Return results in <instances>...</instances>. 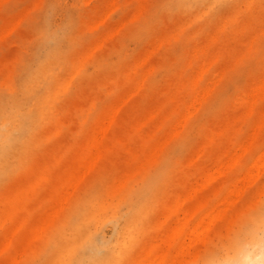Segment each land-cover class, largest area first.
<instances>
[{
    "label": "rangeland",
    "instance_id": "rangeland-1",
    "mask_svg": "<svg viewBox=\"0 0 264 264\" xmlns=\"http://www.w3.org/2000/svg\"><path fill=\"white\" fill-rule=\"evenodd\" d=\"M261 77L264 0H1L0 264H145L156 254L171 264L182 239L174 220L216 208L234 184L243 192L229 195L226 215L205 243L194 241L187 264H207L244 242L264 212V166L246 170L264 149ZM100 120L110 121L107 130L101 122L104 134ZM245 171L258 176L253 183ZM57 198L64 207H53Z\"/></svg>",
    "mask_w": 264,
    "mask_h": 264
},
{
    "label": "bare ground",
    "instance_id": "bare-ground-1",
    "mask_svg": "<svg viewBox=\"0 0 264 264\" xmlns=\"http://www.w3.org/2000/svg\"><path fill=\"white\" fill-rule=\"evenodd\" d=\"M0 1H1V0H0ZM116 2H117V1H116ZM249 2H250V1H249ZM113 3H114V0H113ZM118 4H119V3H118ZM143 4H144V3H143ZM113 5H114V4H113ZM115 6H116V5H115ZM118 6H119V5H118ZM244 7H245V6H244ZM26 8H27V7H26ZM111 8H112V7H111ZM114 9H115V8H114ZM141 10H142V8H141ZM1 11H3V9H2ZM110 11H111V10H110ZM5 12H6V11H5ZM106 12H107V11H106ZM108 12H109V9H108ZM141 12H142V11H141ZM6 13H7V12H6ZM22 13H23V12H21L20 14H22ZM16 14H17V13H16ZM106 14H107V13H106ZM106 14H105V16H106ZM22 15H23V14H22ZM107 15H108V14H107ZM103 16H104V15H103ZM105 16H104V17H105ZM137 16H138V15H137ZM18 17H22V16L18 14ZM18 17H16V18H18ZM106 17H107V16H106ZM106 17H105V18H106ZM82 18H83V17H82ZM102 19H104V18H102ZM126 19H127V18H126ZM13 20H14V19H13ZM16 20L19 21L20 19H16ZM83 20H84V19H83ZM123 20H124V19H123ZM11 21H12V20H11ZM96 21H98V20H96ZM99 22H100V20H99ZM99 22H98V23H99ZM101 22H103V21H101ZM12 23H14V22H12ZM96 23H97V22H96ZM116 23H117V22H116ZM16 24H17V23H16ZM80 24L82 25V23H80ZM120 24H121V23H120ZM117 25H119V24H117ZM122 25H124V23H123ZM14 26H15V25H14ZM96 26H97V24H96ZM116 27H118V26H116ZM119 27H120V26H119ZM119 27H118V28H119ZM4 30H5V29H4V27H3L2 32H3ZM8 30H9V29H8ZM116 31H118V29H117ZM9 32H10V31H9ZM112 36H113V35H112ZM159 37H160V36H159ZM99 40L102 41L103 39L100 38ZM99 43L101 44L102 42H99ZM155 44H156V43H155ZM155 44H154V45H155ZM92 45H93V44H92ZM92 45H91V47L94 46V45H93V46H92ZM100 46H101V45H100ZM251 46H252V45H251ZM196 47H197V46H196ZM94 49H95V48H94ZM94 49H93V50H94ZM154 49H155V48H154ZM146 51H147V50H146ZM149 52H150V51H149ZM149 52H148V53H149ZM153 52H154V51H153ZM184 52H187V51H184ZM193 52L196 53L197 51H196V52L193 51ZM90 54H91V53H90ZM141 55H142V54H141ZM146 55L148 56V54H146ZM90 56H91V55H90ZM147 56H146V57H147ZM140 57H142V56H140ZM147 58H148V57H147ZM147 58H146V59H147ZM188 58H190V57H188ZM211 58H212V57H211ZM146 59H145V60H146ZM145 60H144L143 62H145ZM204 62H205V61H204ZM204 62H203V63H204ZM203 63H201V64L203 65ZM205 63H206V62H205ZM140 64H141V63H140ZM206 64H207V63H206ZM202 65H201V66H202ZM204 65H205V64H204ZM204 65H203V66H204ZM209 65H210V64H209ZM205 67H206V66H205ZM207 68H208V67H207ZM195 69H196V68H195ZM199 69H202V67H199ZM199 69H198V70H199ZM78 71H79V70H78ZM200 71H202V70H200ZM152 72H153V71H152ZM73 73H74V72H73ZM215 73H217V72L215 71ZM215 73H214V74H215ZM218 73H220V71H219ZM74 74H75V73H74ZM74 74H72V76H74ZM201 74H202V72L200 73V75H201ZM220 74H222V72H221ZM195 75H196V74H195ZM215 75H216V74H215ZM213 76H214V75H213ZM217 76H218V74H217L215 77H217ZM196 77H197V76H196ZM196 77H194V78H196ZM210 77H211V76H210ZM220 77H221V75H220ZM220 77H219V79H220ZM68 78H69V77H68ZM68 78H67V79H68ZM71 78H72V77H70L69 80H70ZM261 78H262V77H261ZM200 79H201V77H199L198 79H196V81H194V82H195V85H197V84L200 82ZM211 79H212V78H211ZM214 79H215V78H214ZM262 79H264V77H263ZM142 81H143V80H142ZM142 81H141V82H142ZM209 81H211V80H209ZM68 82H69V81H68ZM213 82H214V81H213ZM207 83H208V82H207ZM210 83H211V84H210ZM210 83H208V84L212 85V87H213V85H215V84H213L212 82H210ZM214 83H215V82H214ZM254 83H257V82H254ZM262 83L264 84V80H262ZM68 84H69V83H68ZM141 85H142V83L140 84V86H141ZM208 87H209V85H208ZM132 88H133V89L129 90L130 92L128 91L129 93H127V94L130 95V93L134 91V87H132ZM138 89H139V88H138ZM207 89H209V88H207ZM207 89H206V91H207ZM210 89H212L211 86H210ZM204 90H205V88H201V89H200V92H201V93L197 91V95H199V96L204 95V94H202V93L204 92ZM249 91H250V90H249ZM208 92H210V91L208 90ZM127 94H125L124 97H128V96H126ZM207 94H209V93L206 92L205 95H207ZM130 96H131V95H130ZM199 96H198V98H195L196 95H195V97H194V98L196 99V103H198V104H199V102L201 101L200 98L202 97V96H201V97H199ZM253 96L255 97V95H253ZM253 96H252V97H253ZM115 98H116V97H115ZM118 98H119V97H118ZM128 98H129V97H128ZM194 98H193L192 100H195ZM249 98H250V97H249ZM198 99L200 100L199 102H198ZM118 100H120L121 102L123 101V103H124V101H126V99L123 98V96H122V99L120 98V99H117L116 101H118ZM192 100H190V101H192ZM116 101H114V102H116ZM254 101H255V99H254ZM254 101H252V102H254ZM118 102H119V101H118ZM118 102L115 104L116 106H119V105H117V104H119ZM121 102H120V105L122 104ZM194 102H195V101H194ZM194 102H189V106H191V107H192V105L195 106V107H192V109L196 108V106L198 107V105L193 104ZM252 102H250V104H251ZM190 103H191V104H190ZM61 104H62V103H61ZM115 105L112 106V107L114 108V110H115V111L112 110V111H114V114L117 112L118 108L120 107V106H119V107L115 108V107H116ZM252 105H253V104H251V106H252ZM189 106H186L187 110H188V107H189ZM112 107H111L110 109H113ZM186 108H185V110H186ZM189 108H190V107H189ZM110 109H109V110H110ZM246 109H247V108H246ZM187 110H186V112H185V111L182 112V114H181L182 117H184L186 113L188 114V111H189V110H188V111H187ZM190 110H191V109H190ZM112 111H111V112H112ZM152 111H153V110H152ZM193 111H196V109L193 110ZM193 111H191V112H193ZM250 111H251V108H250ZM107 112L110 113V111H108V110H107ZM184 112H185V114H184ZM189 112H190V111H189ZM183 114H184V115H183ZM190 114H191V113H190ZM110 115H111V113H110ZM110 115H109V116H110ZM116 115H117V114H116ZM148 115H149V113H148ZM102 116H103V115H102ZM105 116H108V114L105 115ZM109 116L106 117L107 120L110 119ZM114 116H115V115H114ZM114 116H113V112H112V116H110V117H113V118H114ZM145 116H146V115H145ZM181 116L178 118L179 120H178V119L176 120V122L179 121V123H181V122L184 123V121H185L184 119L187 118V117L181 119ZM188 116H189V114H188ZM111 119H112V118H111ZM180 119H181V121H180ZM102 120H104V119H102ZM107 120H106V122H107ZM183 120H184V121H183ZM98 121H99V119H98ZM104 121H105V120H104ZM111 121H112V120H111ZM101 122L103 123V121L100 120V125H99V123H98V125H99L100 128L96 127V130H97V128H98V129H100V131L102 130L101 132L104 134L105 131H103V129H101V127H102V125H101L102 123H101ZM106 122L103 123V125H104L103 127L105 128L104 130H107V126H105V125H107V124L109 125V122H110V121H108L107 124H106ZM256 123H257V122H256ZM256 123H255V124H256ZM176 124L178 125V127L176 126ZM176 124H175L176 127L173 125L174 127H171V129L179 128V124H178V123H176ZM261 124H262V122H261ZM180 125H181V124H180ZM182 125H183V124H182ZM182 125H181V126H182ZM181 126H180V127H181ZM103 127H102V128H103ZM257 127H258V126H255V129H253L254 132H255V130H256ZM259 127H260V125H259ZM96 130H95V132H96ZM176 130H177V129H176ZM176 130H175V131H176ZM178 130H180V129H178ZM100 131H97V135H98V133H99ZM251 131H252V130H251ZM177 132H179V131H177ZM177 132H173V133L178 134ZM254 132H253V133H254ZM257 132H258V131H257ZM102 133L100 134V136L98 135L99 137L97 136L98 138H96V135H95V138H93V142L95 143V147H98L97 149H100V148L102 147V145H103V135H102ZM169 133H170V132H169ZM173 133H172V135H173ZM253 133H252V134H253ZM167 135H168V134H166V137H168ZM172 137H173V136H172ZM252 137H253V136H252ZM160 139H162V138H160ZM166 139H167V138H166ZM247 139H248V138H247ZM89 140H90V139H89ZM242 140H243V139H242ZM248 140H250V138H249ZM252 140H253V138L250 140V142H251ZM246 141H247V140H245V144H246ZM167 142H168V141H167ZM241 142H242V141H241ZM243 142H244V141H243ZM163 144H164V142L162 143V146H163ZM245 144H243V143H242V144H239L240 147H241V149H242V146L245 145ZM249 144H250V143H249ZM81 145H82V144H81ZM160 145H161V144H160ZM83 146H84V145H83ZM155 146H156V145H155ZM158 146H159V144H157V146H156V151H155V149H154V151L157 152V153H158V150H157ZM78 147H79V146H78ZM236 147H237V146H236ZM243 147H244V146H243ZM245 147H246V146H245ZM245 147L243 148V150H246ZM247 147H248V146H247ZM79 148H80V147H79ZM160 148H161V147H160ZM162 148H163V147H162ZM162 148H161V149H162ZM237 148H238V149H236V150H238V153L240 154V153H241V152H240L241 149H239V147H237ZM248 148H249V147H248ZM199 149H200V148H199ZM236 150H233V151H234V153L232 152V153H233V156L235 155V152L237 153ZM239 150H240V151H239ZM263 150H264V149H263ZM263 150H262V152H264ZM99 151H100V150H99ZM154 151L152 150V154L154 153ZM199 151H200V150H199ZM94 152H96V156L94 155V154H95ZM94 152H92V153H94L93 155L95 156V158H97L98 155H101V154L98 153V151H95V150H94ZM262 152L257 156V158L259 157V160L255 157L256 160L254 159L255 161L252 162V165L249 164V166L247 167L248 169H246V170H248L249 172H251V171L254 169V171H252V172H254V174H255V170H257V169H255L254 166H256V165H257L256 167L264 166V164H263L264 162H262L263 165L259 162V161L262 160V159L264 160V158H263V156H262V154H263ZM92 153H91V155H90L91 159L88 157V158H87V162H88V163H91V164H92V167H93V164L95 163V160H94L95 158H92V157H94V156L92 155ZM97 153H98V154H97ZM232 153H231V155H230V158H229V156L227 157V158H229V160L231 159V160H230L231 162H232V160H233V161H236V160L232 159V157H233V156H232ZM193 154H194V153H193ZM241 154H243V153H241ZM241 154H240V155H241ZM153 155H154V154H153ZM263 155H264V154H263ZM196 156H197V155H196ZM260 156H262V158H261ZM153 157H154V156H153ZM227 158H226V159H227ZM233 158H236V159H237L238 156L233 157ZM88 159H90L91 162H89L90 160H88ZM96 160H97V159H96ZM227 160H228V159H227ZM229 160H228V161H229ZM222 161H223V160H222ZM87 162H86V163H87ZM192 162H193V161H192ZM258 162H259L260 164H257ZM88 163H87V165H86L85 167H83V168H86L87 171H88L87 166L89 167ZM222 163H223V162H222ZM224 163L226 164L227 161H225ZM224 163H223V164H224ZM225 164H224V165H225ZM227 164H228V163H227ZM227 164H226L225 166H227ZM229 164H230V166H231V163H229ZM229 164H228V165H229ZM258 165H260V166H258ZM225 166H223V165L221 166V164H220V165H219V169H218L217 167H216V168H217V170H221V169L223 170V169L225 168ZM232 166H233V165H232ZM250 166H252V168H253V167H254V168L252 169ZM74 167H75V166H74ZM222 167H224V168H222ZM216 168H214V170H215ZM220 168H221V169H220ZM261 168H262V167H261ZM212 169H213V168H212ZM212 169H210L211 171L208 172V173H210V174H208V173H207V174H208V175H211V176L214 177V175L217 174L218 171H215L216 173L213 172V175H212V174H211V173H212ZM250 169H251V170H250ZM258 169H259V168H258ZM262 169H263V168H262ZM82 170H83V169H82ZM82 170H81V171H82ZM214 170H213V171H214ZM260 170H261V169H260ZM260 170H259V172H258L257 175H259V173L262 172V171L260 172ZM248 171H245V179H246V180L244 179V176H243V179H244L245 181H247V183H249L248 181H250V180L253 178L252 176H254V174H251L252 172L250 173L251 175H248V174H249ZM257 171H258V170H257ZM257 171H256V173H257ZM82 172H83V174H82ZM82 172H81V176L83 177V176H84V170H83ZM85 173H87V172H85ZM218 173L220 174V171H219ZM221 173H222V172H221ZM243 173H244V172H243ZM205 174H206V173H205ZM207 174H206V175H207ZM219 174H217V175L219 176ZM246 174H247V176H246ZM76 175H77V174H76ZM78 175H79V173H78ZM217 175H216V176H217ZM257 175H255V178H253V179L250 181V183H251L252 181L254 182V179H256V177H258ZM211 176H210V177H211ZM45 177H46V176H45ZM75 177L78 179V176H75ZM75 177H74V180L72 179L73 182L71 181L72 183L70 184V186H68V187H66V188H69V187H70V189H72V190L74 189V187H75L74 185L77 184V183L79 182V181H75V179H76ZM82 177H81V178H82ZM206 177H208V176H206ZM213 177H211V178L214 179ZM246 177H248V179H247ZM251 177H252V178H251ZM201 178H202V177H201ZM201 178H199V179H201ZM203 178H204L206 181L209 179V178H208V179L205 178V176H203ZM249 178H250V179H249ZM77 179H76V180H77ZM199 179H198V180H199ZM204 179H203V181H202V179H201V181H200V180H199V181L203 183V182H205ZM243 179H242V177H241V178L238 177V180H237V178H236L237 182H236V180H235V182L238 183L240 180H241V181H244ZM123 180H124V179H123ZM121 181H122V180H121ZM241 181H240L239 183H244V182H245V181H244V182H241ZM122 182H123V181H122ZM122 182H121V183H122ZM207 182H209V180H208ZM253 182H252V183H253ZM73 183H75V184H73ZM119 183H120V182H119ZM119 183H118V184H119ZM124 183H125V182H124ZM202 183H201V184H202ZM232 183H233V182H232ZM245 183H246V182H245ZM245 183H244V184H245ZM247 183H246V184H247ZM250 183H249V184H250ZM72 184H73V188H71V185H72ZM195 184L199 185L200 183L196 181ZM120 185H121V184H120ZM197 185H196V187H197ZM202 185H203V186H202ZM202 185H199V186L204 187V183H203ZM230 185H231V184H230ZM205 186H206V185H205ZM216 186H217V185H216ZM234 186H238V188L241 186V187L244 189L243 184H242V185H241V184H240V185H239V184H238V185L234 184ZM234 186L231 187V188H232V191H231V192H230L231 188H230V189L228 188L229 191H226V192H230L229 195H230L231 197L233 196V194H235V193L238 192V191H240V193L243 192V191H242L243 189L241 190V188H240L239 190L236 191V188H237V187L235 188ZM244 186H245V185H244ZM229 187H230V186H229ZM192 188H193V187H192ZM233 188H234L235 190H234ZM258 188H259V187H258ZM198 189H201V188L199 187V188H197V190H198ZM261 189H262V190H261ZM261 189H259V190H260V191H263L264 187H261ZM12 190H13V189H12ZM191 190H192V189H191ZM193 190H196V189L194 188ZM233 190H234V193H233ZM186 191H187V190H186ZM188 191H190V190H188ZM68 192H69V191H68ZM68 192H67V189H66V191H65V189H64L63 194H64V193H67V194L71 193V191H70L69 193H68ZM191 192H194V193H195V191H191ZM186 193H187V192H186ZM63 194L61 193V195L59 196V199H60L61 197H63V199H62V198L60 199V202H61V200H65V199H66V198H65L66 196H64ZM189 194L191 195V193H189ZM195 194H196V193H195ZM226 194H227V195H226ZM262 194H263V193H262ZM62 195H63V196H62ZM65 195H66V194H65ZM229 195H228V193H225V196L228 197V198L225 199L226 201L223 200V201H225V202H221L222 199L219 200L220 203H217V202H216L217 204L215 203L216 206L218 205L216 208H214V209H213V208H212V209L209 208L210 210L206 209L203 213H201L200 216L196 217L193 221H191L192 218H191L190 216H192V215H190V214H191L192 212H194V211H191V212L188 211V213H190V214H188L187 211H186V210H188V208H186V210H185V211H186V212H185L186 215L183 216V213H184V212H183V213L181 212V214H182L181 216H182V217H178V219L176 218L177 221H181L180 218L183 219V217H184V219L181 221V223L178 222L179 225H180V227L176 226V225H178V223L175 221L176 219L174 220V226H173V224H172V227H174V228H172V227H171V228H172L173 230L176 229V228H177V229L174 230L175 232H174L172 229H171V231L174 233V237H176V238L180 237V238H182V239H181V241L179 242V243H180V248L177 247L178 250H179V253H176V254L179 255V256L177 257L176 254L172 255V257L175 256V258H174V262H173V259H171L172 261L170 260V261H171V264L175 263V260H176V262H177L178 258L180 259V262H179V260H178L179 264H180V263H181V264H187V260H188V259H187V256H188L189 249H190L191 245H193V244L196 243V242L194 243V241H197V240H198L197 242H199V240L204 241V239H206L208 233L210 232V230H211L212 227L214 226L215 222H216L219 218H222V217H224V216L226 215V208L229 207V206L227 207V205H229V204L231 203V201L235 199V198L233 199L234 196H238L239 194L237 195V193H236V194L231 198L232 200L229 199V197H230ZM260 195H261V192H260ZM260 195H259V197H260ZM69 196H70V194H69ZM177 196H178V195H177ZM177 196H176V197H177ZM182 196H183V195L180 194V195L178 196V198L180 197V198H179L180 200H181V199H184V198H181ZM225 196H223V197L225 198ZM261 196H262V195H261ZM9 197H10V196H9ZM248 197H249V196H248ZM178 198L176 199V202H173V203H175V204L172 203L173 206L176 205L175 208H179L178 205L176 204L177 201H179ZM236 198H237V197H236ZM237 199H238V198H237ZM237 199H235V200H237ZM57 200H58V198H57ZM230 200H231V201H230ZM255 200L257 201V200H258V197H257ZM181 201H182V200H181ZM219 201H218V202H219ZM60 202H59V200H58L57 203H54V204H53V207L56 206L55 204H60V207H61V206L64 207V205H63L64 203L61 204ZM62 202H64V201H62ZM234 202H236V201H234ZM179 203H180V205H181V202H178V204H179ZM199 203H200V207H205V206H204V205H205V200H203V201H201V202L199 201ZM254 203H255V201H254ZM65 204H66V203H65ZM193 204H194V202H193ZM219 204H221V205H219ZM169 205H170V204H169ZM180 205H179V206H180ZM191 205H192V204H190V205L188 206L190 209L193 208V207H192L193 205H192V206H191ZM195 205H196V204H194V206H195ZM223 205H225L226 208H224ZM57 206H59V205H57ZM60 207H59V209H60ZM191 207H192V208H191ZM212 207H213V206H212ZM214 207H215V206H214ZM220 207H221V209H220ZM217 208H218V209H217ZM57 209H58V208H57ZM50 210H51V211H49V212H48V211L45 212V214H46L47 212H48V214H46V215L43 214V216L41 217L42 219H41L40 222L38 221V222H39L40 224H42L43 226H44V224H43V220H45V218H47V217H44V216H47V215H52V216H54V215L56 214V212H55V211H57L56 208H54V210L51 208ZM175 210H176V209H175ZM53 211H54L55 213H54V214H50V212L53 213ZM167 211H168V210H167ZM167 211H166V213H167ZM166 213H165V215H166ZM185 213H184V214H185ZM187 214L190 215V216L188 217ZM192 214H193V213H192ZM233 215H234V214H233ZM256 215H257V213H256ZM52 216H51L50 218H48V220H46V223H47V221H49V219L52 221V219H51ZM179 216H180V215H179ZM43 217H44V218H43ZM234 217H235V216H234ZM39 220H40V219H39ZM4 221H5V220H4ZM4 221H1V222H4ZM231 222H232V221H231ZM39 223H38V225H39V228H40V229H39L38 231L41 232V227L44 228L45 226L43 227V226L40 225ZM175 223H176V225H175ZM36 224H37V223H36ZM175 226H176V228H175ZM34 230H35V229H33V231H34ZM11 231H12V230H11ZM11 231L7 232V233H8V236H7V237L10 236V234H11L10 232H11ZM15 231H16V228H15ZM36 231H37V230H35V231L33 232V234H35ZM224 231H225V230H224ZM13 232H14V231H12V234H13ZM168 233H169V232H168ZM173 233H171L172 236H171V234H168V235H170V236H168L169 238H167V242H169V243H166V244H170V240H171L170 237H171V238L173 237ZM12 234H11V235H12ZM39 234H41V233H39ZM32 236H33V235H32ZM34 236H35V235H34ZM34 236H33L32 239L35 238ZM261 236H264V212H262V213L260 214V216H259V218H258V220H257L256 225L253 226L251 229L248 230V232H247V239H246L244 242H242V243H238L237 245H235V247L233 246L232 248L238 250L242 245H243V246H246L247 244L252 243L253 240L255 241V240L260 239ZM7 237H6V238H7ZM168 239H170V240L168 241ZM8 241H9V240H7V242H8ZM156 241H157V240H156ZM204 243H205V241H204ZM3 244H5V243H3ZM22 244H23V243H22ZM1 245H2V244H1ZM7 245H8V244L6 243L5 246H7ZM146 245H147V244H146ZM146 245L144 246V248L147 247V249H148V245H147V246H146ZM201 245H203V243H201ZM178 246H179V244H178ZM199 246H200V245H199ZM199 246H197V247L199 248ZM162 247H163V246H161V248H162ZM164 247H165V246H164ZM168 247H169V246H168ZM24 248H25V247H24ZM144 248H143V249H144ZM177 248H175L174 251L177 252V250H176ZM143 249H142V250H143ZM147 249H146V250H147ZM162 249H163V250H162ZM162 249H160V251L162 250V251L164 252V249H165V248H162ZM199 249H200V248H199ZM144 250H145V249H144ZM146 250H145V251H146ZM167 250H168V248H166V251H167ZM0 251H1V249H0ZM18 251H20V247H19V250H18ZM18 251H16V253H17ZM195 251H196V250H195ZM21 252H22V249H21V251L18 253V255H19ZM163 252H162V253H158V254H160V257L162 256L161 254H165V253H163ZM197 252H198V251H197ZM117 253H118V252H117ZM146 253H147V255H149V251H148V250H147ZM195 253H196V252H194V255H193L194 258L192 257L193 260L195 259V255H196ZM199 253H200V252H199ZM138 254H139V253H138ZM172 254H173V253H172ZM155 256H156V257H159V255H157V254H156ZM155 256H154V257H155ZM17 257H18V256H17ZM17 257H16V254H15V260H14V261H16V258H17ZM156 257H155V258H156ZM172 257H171V258H172ZM137 258H138V257H137ZM152 258H153V256H152L150 259H152ZM155 258L152 259V260H154V261L149 260L150 262H149V261H145V262H146V263L149 262L148 264H150V263H151V264H161V262L159 261L160 259H159V258H158V259L156 258L157 261H159V262H157ZM161 258L164 259V256H162ZM176 258H177V259H176ZM18 259H19V257L17 258V260H18ZM163 259H162V261H163ZM170 261H169V262H170ZM201 261H202V260H201ZM145 262H144V263H145ZM172 262H173V263H172ZM146 263H145V264H146ZM199 263H200V262H199ZM14 264H15V263H14ZM167 264H169V263H167ZM201 264H202V263H201ZM204 264H206V263H204Z\"/></svg>",
    "mask_w": 264,
    "mask_h": 264
},
{
    "label": "clouds",
    "instance_id": "clouds-1",
    "mask_svg": "<svg viewBox=\"0 0 264 264\" xmlns=\"http://www.w3.org/2000/svg\"><path fill=\"white\" fill-rule=\"evenodd\" d=\"M207 264H264V236L227 254L210 255Z\"/></svg>",
    "mask_w": 264,
    "mask_h": 264
}]
</instances>
